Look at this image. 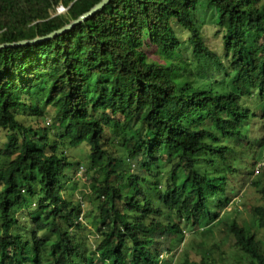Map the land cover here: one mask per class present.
Returning a JSON list of instances; mask_svg holds the SVG:
<instances>
[{
  "label": "trees",
  "instance_id": "trees-1",
  "mask_svg": "<svg viewBox=\"0 0 264 264\" xmlns=\"http://www.w3.org/2000/svg\"><path fill=\"white\" fill-rule=\"evenodd\" d=\"M101 1L0 0V45L46 37ZM202 3L217 15L223 56L197 23ZM58 6L65 14L52 17ZM258 108L264 121V0H110L54 39L0 49V264H171L160 257L182 241L180 223L213 229L231 178H250L263 159L264 148L247 156L264 145L249 138ZM50 113L51 127H37ZM65 142L89 148L91 241L80 205L64 198L65 172L78 166ZM254 214L264 229V208ZM225 226L248 264H264L254 234Z\"/></svg>",
  "mask_w": 264,
  "mask_h": 264
},
{
  "label": "rangeland",
  "instance_id": "rangeland-1",
  "mask_svg": "<svg viewBox=\"0 0 264 264\" xmlns=\"http://www.w3.org/2000/svg\"><path fill=\"white\" fill-rule=\"evenodd\" d=\"M65 12V8L58 6L56 10L50 14L52 17H55L57 15L65 14ZM195 17L197 23L203 25L202 27L205 28V43L211 48L214 47L215 52L220 53L223 56L224 52L220 50L222 41L220 40L221 33L218 32L220 29L217 26L219 22L217 15L211 12L206 4L202 3L199 5ZM222 62L226 64L225 60H222ZM200 70L201 74L204 73L205 75L210 74L213 76V73H216L213 72L216 70L215 67L212 68L210 66H207V68L201 67ZM43 82L44 79L41 80V83ZM92 83H96V80L93 79ZM247 102L249 107L253 108L252 100L248 99ZM48 109L49 111H52V108ZM254 113L255 117L250 119L251 127L249 130V138L252 139V143L254 140H257V142L260 143L261 139L264 138V121L260 118L262 113L261 108H258ZM52 116L53 114L51 113L46 114L44 118L38 120L36 124L39 126L37 127H51L53 124L51 121ZM27 121L29 125L33 124L31 118L27 119ZM4 135L5 134L0 130V151L7 150V143L4 139ZM64 145V147L59 145V149L64 150L67 157H69L74 163L78 164L74 169L65 172L66 176L62 180L64 183V190L66 191L64 198L73 202L74 205L76 203L80 205L84 215L80 216L78 221L85 227L80 233L83 235V238L91 241L94 237V229L90 224L94 222L96 217L88 212L95 209L97 202H95V198L92 197V190L86 176L85 161L89 154V148L85 143H81L76 148L70 147L68 142H65ZM249 148L250 151H248L247 156L251 159V155L254 158L255 154L259 155L261 153L264 145L261 147L251 145ZM238 153L240 157H244L243 150L239 149ZM15 156L16 153H13L12 157L14 158ZM263 159L258 158L257 165L252 169V176L250 178H247L246 175H244L243 170L240 171V176L238 178H231L230 182L233 184L235 192L230 195L231 199L229 203L225 204L221 210L217 211L218 217L215 218L216 225L213 226V229L208 226L197 228H192L191 226L185 227L183 222L182 224L180 223L185 229L182 241L180 243L178 242V245H175L171 252H168L166 255H161L160 258L163 259V262L167 263L168 261H171L170 258L172 256L171 264H183L185 261L184 255L186 253L189 255V264H200L202 259L206 261V264H248L245 256L241 255L234 248L233 238L226 233L225 225L232 222L237 223L241 227L246 228L249 233L254 234L256 239L261 242V246L264 250V229L256 226L257 216L254 214L255 208H264V168H262V171H259V165ZM240 163L243 164V159L240 160ZM245 163L251 167L249 158L245 159ZM7 164L8 160L5 161L3 157H0V165ZM138 167L139 165L136 162H130V172L140 174ZM163 173L159 174L161 179L164 178ZM257 176L261 177V184L259 187L252 186L251 184L252 180ZM151 198H153V196H151ZM86 221L90 222V224L84 225ZM166 239L168 240L166 247H171V241H169L171 239L170 236L167 235ZM157 247L162 248L161 241L157 243Z\"/></svg>",
  "mask_w": 264,
  "mask_h": 264
},
{
  "label": "water",
  "instance_id": "water-1",
  "mask_svg": "<svg viewBox=\"0 0 264 264\" xmlns=\"http://www.w3.org/2000/svg\"><path fill=\"white\" fill-rule=\"evenodd\" d=\"M109 2H110V0H102L100 3L95 5L92 9H90L87 13H85L84 15L79 17V19H77L76 21H73L71 24L63 27L62 29H60L58 31H55V32L49 34L46 37L36 38L34 40L21 41V42H17V43H13V44H3V45H0V49H2V48L27 47V46L34 45V44L41 42V41H44V40L54 39L57 36L62 35L64 32L72 29L75 25H77V24L87 20L88 18L92 17L95 13H97L99 10H101ZM263 157H264V153H263Z\"/></svg>",
  "mask_w": 264,
  "mask_h": 264
},
{
  "label": "built area",
  "instance_id": "built-area-1",
  "mask_svg": "<svg viewBox=\"0 0 264 264\" xmlns=\"http://www.w3.org/2000/svg\"><path fill=\"white\" fill-rule=\"evenodd\" d=\"M259 168H264V159L262 160L261 164L259 165Z\"/></svg>",
  "mask_w": 264,
  "mask_h": 264
}]
</instances>
